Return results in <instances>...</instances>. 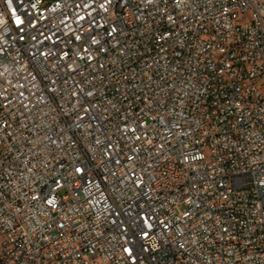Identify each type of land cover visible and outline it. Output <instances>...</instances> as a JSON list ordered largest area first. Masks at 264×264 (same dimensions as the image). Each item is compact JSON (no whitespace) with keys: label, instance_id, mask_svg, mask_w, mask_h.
Here are the masks:
<instances>
[{"label":"built area","instance_id":"built-area-1","mask_svg":"<svg viewBox=\"0 0 264 264\" xmlns=\"http://www.w3.org/2000/svg\"><path fill=\"white\" fill-rule=\"evenodd\" d=\"M0 264H264V0H0Z\"/></svg>","mask_w":264,"mask_h":264}]
</instances>
